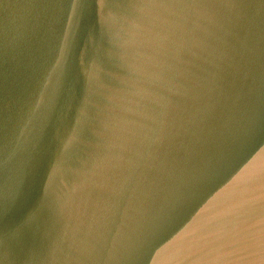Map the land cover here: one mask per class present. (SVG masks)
Segmentation results:
<instances>
[{
	"label": "water",
	"instance_id": "water-1",
	"mask_svg": "<svg viewBox=\"0 0 264 264\" xmlns=\"http://www.w3.org/2000/svg\"><path fill=\"white\" fill-rule=\"evenodd\" d=\"M0 264H264V0H0Z\"/></svg>",
	"mask_w": 264,
	"mask_h": 264
}]
</instances>
